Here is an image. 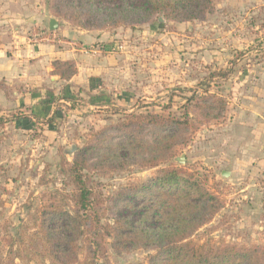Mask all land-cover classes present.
Returning a JSON list of instances; mask_svg holds the SVG:
<instances>
[{
    "label": "rangeland",
    "instance_id": "374dc122",
    "mask_svg": "<svg viewBox=\"0 0 264 264\" xmlns=\"http://www.w3.org/2000/svg\"><path fill=\"white\" fill-rule=\"evenodd\" d=\"M22 1L29 11L45 9L69 35L94 34L86 47L98 52H89L87 63L104 67L82 86L0 79V253L42 210L71 206L68 167L78 151L100 223L112 228L99 264H148L152 250L117 249L114 230L130 188L168 163L204 180L223 203L191 239L264 246V0H213L211 10L189 21L156 13L113 25L87 12L89 22L88 6ZM150 114L179 121L163 129L175 141L168 160L159 159V147H135L159 129ZM22 116L30 121L14 120Z\"/></svg>",
    "mask_w": 264,
    "mask_h": 264
},
{
    "label": "trees",
    "instance_id": "16d2710c",
    "mask_svg": "<svg viewBox=\"0 0 264 264\" xmlns=\"http://www.w3.org/2000/svg\"><path fill=\"white\" fill-rule=\"evenodd\" d=\"M113 1L115 5L109 8L97 6L95 0L57 2H63L64 6H88L84 13L110 25L145 22L156 13H164L175 21H189L201 18L213 7V0ZM87 19L89 22L94 20H90L89 15ZM52 65V73L62 80L77 73L75 63L70 60H55ZM55 113L46 121L50 122ZM148 117L159 129L150 141L136 140L139 142L135 147L148 149L150 153L159 147L163 151L159 159L168 160L172 157L175 141L171 139L172 134H165L163 129L172 121H179L157 114ZM21 118L30 121L29 116L14 120ZM2 120L0 117V122ZM129 138L131 142L135 141L131 134ZM82 155L83 151H78L68 167L72 188L65 197L71 206L38 213L28 234L19 233L8 250L0 253V264H16V259L26 264H99L98 260L105 257L104 239L111 235L112 228L100 223L93 191L81 172ZM157 161L151 158L149 163L155 166ZM126 196L125 211L120 213L122 218L114 230V245L119 250L149 248L152 253L148 256V264H264V246L211 238L198 243L191 239L193 233L207 224L223 206L220 197L194 174L184 173L168 163L147 182L130 188Z\"/></svg>",
    "mask_w": 264,
    "mask_h": 264
},
{
    "label": "crops",
    "instance_id": "0c3cea01",
    "mask_svg": "<svg viewBox=\"0 0 264 264\" xmlns=\"http://www.w3.org/2000/svg\"><path fill=\"white\" fill-rule=\"evenodd\" d=\"M25 3L22 0H0V79L10 84L17 78L24 82L35 80L33 86L36 87L46 79L48 82L56 83L58 80L60 83L82 86L88 79L96 76L99 69H103L102 63H87L89 52L92 55L98 52L86 47L95 39L94 34L78 30L69 35V32L61 30L56 18L46 15L45 9L29 11L31 6H26ZM51 19L57 21L55 30H50ZM29 23L31 27H28ZM27 29L31 31L29 36L28 33L24 34ZM20 43L25 46L21 48ZM55 60L73 61L77 73L68 80L60 79L52 73V62ZM103 96L105 100H109L107 95ZM64 99L59 101L72 102L71 98Z\"/></svg>",
    "mask_w": 264,
    "mask_h": 264
},
{
    "label": "water",
    "instance_id": "95a60500",
    "mask_svg": "<svg viewBox=\"0 0 264 264\" xmlns=\"http://www.w3.org/2000/svg\"><path fill=\"white\" fill-rule=\"evenodd\" d=\"M50 30H55L56 29V27H57V21L55 20V19H51L50 20ZM74 150L75 149V147L73 146L72 148H71V150ZM181 160H182V157H181V159H180V162H181Z\"/></svg>",
    "mask_w": 264,
    "mask_h": 264
}]
</instances>
